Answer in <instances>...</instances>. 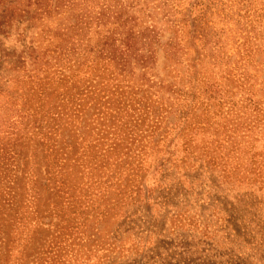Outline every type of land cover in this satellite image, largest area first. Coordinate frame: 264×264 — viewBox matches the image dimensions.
Listing matches in <instances>:
<instances>
[{
    "label": "rangeland",
    "instance_id": "rangeland-1",
    "mask_svg": "<svg viewBox=\"0 0 264 264\" xmlns=\"http://www.w3.org/2000/svg\"><path fill=\"white\" fill-rule=\"evenodd\" d=\"M29 1L0 20V264H264V0H123L153 42L122 65L56 61L68 14Z\"/></svg>",
    "mask_w": 264,
    "mask_h": 264
},
{
    "label": "trees",
    "instance_id": "trees-1",
    "mask_svg": "<svg viewBox=\"0 0 264 264\" xmlns=\"http://www.w3.org/2000/svg\"><path fill=\"white\" fill-rule=\"evenodd\" d=\"M17 6L13 9H3L0 14L1 23H11L16 16L24 13L19 7L29 0H14ZM37 5L35 10L27 12L25 22L35 27L48 26L57 17L67 13V23H59L58 31L53 33L55 60L59 61L78 52L79 59L87 54L96 53L98 57L105 56L116 65L127 62L139 47L151 45L153 42V30L148 27L138 28V24L132 16L126 15L123 0H34L29 1L28 6ZM163 9L165 15L164 25L168 31L178 34L181 29L187 31L190 41L198 40L200 34V16H193V5L190 9L177 10L171 14L168 8ZM153 27H156L154 21ZM152 27V28H153ZM61 28V29H60ZM155 35V33H154ZM174 37L167 42L166 54L172 55ZM52 40V38H51ZM170 43V44H169ZM34 53L35 49H31ZM48 51H46L47 53ZM42 59V54L36 56V60ZM49 62H46V64Z\"/></svg>",
    "mask_w": 264,
    "mask_h": 264
}]
</instances>
